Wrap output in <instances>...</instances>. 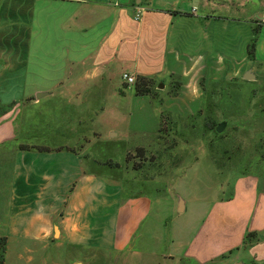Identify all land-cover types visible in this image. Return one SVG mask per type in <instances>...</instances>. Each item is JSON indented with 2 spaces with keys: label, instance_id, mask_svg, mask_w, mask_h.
Listing matches in <instances>:
<instances>
[{
  "label": "crops",
  "instance_id": "obj_1",
  "mask_svg": "<svg viewBox=\"0 0 264 264\" xmlns=\"http://www.w3.org/2000/svg\"><path fill=\"white\" fill-rule=\"evenodd\" d=\"M191 1L0 0V105L47 98L78 109L113 94L140 109L153 108L157 98L158 108L178 111L176 98L161 97L165 79L172 85L181 77L180 96L192 85L196 97L186 98L194 102L202 77L240 69L211 62L209 14L201 19ZM189 38L198 53L184 52ZM125 73L151 79L153 94L137 96ZM39 93L46 94L38 99ZM186 211L184 202L179 213ZM151 212L152 200L126 194L88 169L80 152L28 146L18 139L15 113L0 118L4 264H88L143 253L158 264H264V180L257 176L239 177L193 234L183 226L168 230L161 253L146 248V240L160 241L155 230L143 229Z\"/></svg>",
  "mask_w": 264,
  "mask_h": 264
},
{
  "label": "rangeland",
  "instance_id": "obj_2",
  "mask_svg": "<svg viewBox=\"0 0 264 264\" xmlns=\"http://www.w3.org/2000/svg\"><path fill=\"white\" fill-rule=\"evenodd\" d=\"M191 2L201 19L209 14V21L203 22L210 26L205 46L211 62L240 69L224 77H202L200 98L194 102L186 98L188 93L196 97L192 85L180 96L181 77L172 85L165 79L158 85L166 87L161 97L176 98L178 111L158 108L157 98L152 100L153 108L140 109L131 99H123L124 95L118 100L113 94L87 100L78 109L66 107L62 99L47 98L33 106L0 105V118L15 113L22 143L74 149L88 169L119 184L126 194L152 200V212L143 228L150 234L155 230L160 237L158 242L146 240L147 251L152 253L165 250L164 238L170 229L183 226L193 234L213 202L230 196L239 177L264 180V0ZM11 22L5 23L7 39ZM186 44L184 52L198 53L191 51L190 38ZM247 71H252L254 80L244 78ZM219 125H223L222 132H217ZM180 200L186 203L184 213L178 211ZM143 243L142 239L136 242L140 251ZM88 264L158 261L143 253Z\"/></svg>",
  "mask_w": 264,
  "mask_h": 264
},
{
  "label": "trees",
  "instance_id": "obj_3",
  "mask_svg": "<svg viewBox=\"0 0 264 264\" xmlns=\"http://www.w3.org/2000/svg\"><path fill=\"white\" fill-rule=\"evenodd\" d=\"M153 81L151 79L145 78V77H138L136 80V83L134 84L135 93L137 96H145V95H151ZM163 124V120L161 121V126ZM161 132V129L159 130ZM251 236V234L248 235V238ZM5 239L0 240V264L5 263Z\"/></svg>",
  "mask_w": 264,
  "mask_h": 264
},
{
  "label": "water",
  "instance_id": "obj_4",
  "mask_svg": "<svg viewBox=\"0 0 264 264\" xmlns=\"http://www.w3.org/2000/svg\"><path fill=\"white\" fill-rule=\"evenodd\" d=\"M244 78H245L246 80H254V79H255V75L252 73V71H247L246 74H245V76H244ZM162 87H163V85L159 86V88H162ZM45 94H46V93H39V94L36 95V97H37L38 99H40V98L44 97ZM222 130H223V125H219V126L217 127V132H222ZM113 137H114V136H113ZM183 208H184V201H183V200H180L179 211H182Z\"/></svg>",
  "mask_w": 264,
  "mask_h": 264
},
{
  "label": "built area",
  "instance_id": "obj_5",
  "mask_svg": "<svg viewBox=\"0 0 264 264\" xmlns=\"http://www.w3.org/2000/svg\"><path fill=\"white\" fill-rule=\"evenodd\" d=\"M195 11V10H194ZM141 14H142V10H140L138 13H137V18H141ZM122 79L128 83L129 85H134L136 83V79L129 75L128 73H125L123 74L122 76Z\"/></svg>",
  "mask_w": 264,
  "mask_h": 264
}]
</instances>
